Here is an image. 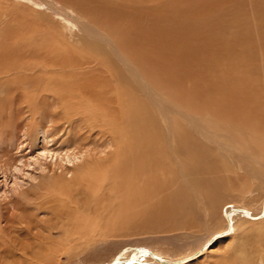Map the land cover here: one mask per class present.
<instances>
[{
	"label": "bare ground",
	"instance_id": "1",
	"mask_svg": "<svg viewBox=\"0 0 264 264\" xmlns=\"http://www.w3.org/2000/svg\"><path fill=\"white\" fill-rule=\"evenodd\" d=\"M76 1L86 9L83 11L84 19L91 20V24L94 22L93 25L102 29L92 26L97 36L104 33L111 46L116 49H114L118 55L116 60L120 57L123 61L121 63L125 66L124 71L131 75V80L128 77L129 80L125 79L123 72L118 68L114 69L115 73L113 76L110 75L109 79H107L109 73L104 68L102 70L87 69L86 66L89 65L97 66L94 56L97 55V51L102 53L99 48L86 46L90 53L70 54L74 56L67 58L57 51L52 42L53 39L47 35L48 32L44 33L40 30L38 23L34 21L28 23L16 17L14 20L5 19L8 22L0 20V30L11 31L3 32L7 34L5 36L0 34L2 36L0 38V94L8 97L7 102L14 104L19 114L23 115L31 102L33 105L29 107L27 113L30 112L33 116L37 111L44 112V107L48 108L49 114L44 115H49V122L53 127L63 120L70 130L76 128L73 133V144L77 142L86 145L80 139L86 141L88 137H91L89 135L91 128L98 133L114 132L110 134L114 137L108 145L112 147L110 154L101 158L99 155L95 156L96 154L92 157L93 154L88 152L89 156L87 155L85 162L77 167L78 170H66L71 174L70 178L57 175V178H62L59 184L67 186L66 200L73 199L75 192L81 195L87 191L95 197V193L102 188L105 191L116 187L120 195L118 205L115 206L118 215L134 214L140 219L147 217L148 227L140 226V228L149 230L154 223L152 219L162 221L167 217L166 221H172L185 218L189 215V210H193L195 216L201 211L204 218L210 217L221 199L219 192H222L224 185H229L231 181L235 184L234 180L239 177L234 173L233 180L232 178L224 179L223 175L213 170L214 163L209 153L210 150L214 152L224 150L222 145L224 141L220 140L222 136H226L225 143L230 140L232 144L229 146L232 148L227 153L235 160L238 169L243 172L241 180L248 177L255 178L254 173L256 178L262 175L258 165L264 168V162L259 161V158H264V0H247V9L246 5L237 7L236 0L233 4L228 1L224 4L223 0L166 2L169 6L157 11L159 13L157 15L169 16L171 20L174 17L175 23L180 25H173L170 30L167 28L169 31H166L168 33L165 32V35L176 40L180 38L177 42L184 41L185 46L179 48L181 53L186 52L185 48L187 54L197 53L196 67H198L196 69L190 66V63L180 62L178 68L169 69L167 65L172 62L173 57L166 58L161 63L163 68L152 69L148 71V74L143 69L139 56L132 55V49H130L133 46L132 39L125 35L126 32L121 26L117 25L116 28V25L114 27L110 25L111 20H117L116 17L120 13V15L131 14L132 19H136V15L144 14L136 8V2L134 0ZM143 3L150 10L148 14L156 16L153 14L159 6H155L150 0H144ZM188 3L191 7H185ZM209 17L211 21L208 23ZM148 40H151L150 35ZM171 43L173 44V41ZM210 47L215 52H211L212 62L208 63ZM151 65L155 66L152 57ZM184 66L190 69L192 76H189L190 74L187 76L191 78L183 79L179 71ZM60 68H62L61 73H59ZM174 80H179L182 84ZM124 82L128 85L126 90L120 89ZM132 84L137 89H133ZM186 84L188 88L185 87ZM172 85H175L176 89L179 87L178 95H172ZM137 95L144 96L147 102L157 106L159 111L157 120L162 126L151 115H147L145 109H142L139 116L135 115L132 126L124 127L127 130L126 134H121L123 131L119 129L118 123H122L124 116L130 111L139 110L135 109L141 105L136 98ZM43 97L51 101L46 102L48 99L42 101ZM5 105L6 103L3 104ZM160 110L169 115H162ZM55 112L58 113L57 116ZM155 126L156 130L153 134L150 131H153ZM188 172L195 176L189 179ZM97 176L99 177L96 178ZM122 177L125 180L119 182L118 180ZM181 184L185 186L187 193L184 197L180 188ZM187 190L194 202L187 197L189 195ZM53 196L58 197L56 194ZM78 203L74 200V205ZM125 205L131 209H123ZM234 215H243L253 222L262 221L264 198L257 215L251 214L245 208H234L225 212L226 230L211 236L190 256L177 260H165L145 250L133 252L129 257L131 261L127 260L122 264L133 263L141 255L148 257L156 264H188L207 250L212 243L233 231L231 218ZM55 216L60 215L55 213ZM114 222L110 223L113 226L107 229L108 232L123 227L121 217H117ZM129 223L132 227L139 228L133 221L128 222L123 218L124 225ZM249 237L246 234V242ZM263 244L264 236L258 242L255 251H244L235 257L236 263L249 264L251 260L260 257L264 264ZM190 257L194 258L188 260Z\"/></svg>",
	"mask_w": 264,
	"mask_h": 264
},
{
	"label": "rangeland",
	"instance_id": "2",
	"mask_svg": "<svg viewBox=\"0 0 264 264\" xmlns=\"http://www.w3.org/2000/svg\"><path fill=\"white\" fill-rule=\"evenodd\" d=\"M134 1L137 4L136 8L144 14L136 15V19H132L131 14L126 15V13H123L120 15V13L116 17L117 20H111L110 25H113V27L116 25V28L117 25L118 27L121 26L123 31L126 32L125 35L132 39L133 46L130 47L132 55L139 56L138 58L141 59L145 72L148 74V71L152 69L163 68L161 63L166 58L172 59L173 57L172 62L167 65L169 69L178 68V63L180 62L190 63V66L197 69V53L193 52V55L187 54L186 48L184 49L186 52L181 53L179 48L185 46L184 41L177 42L180 38L176 40L173 37H169V34L167 35L168 37L165 35L168 33L166 31H169L173 25L180 24L175 23L174 17L171 20L169 16L157 15L159 14L157 11L169 6L166 2L172 3V1L153 0V2L150 0L152 4L159 6L153 14L156 16H151V13L148 14L150 10L144 6V0ZM223 1L224 4L227 1L232 4L235 3V0ZM237 1L236 3L238 4H235L237 7L246 5L247 9V0ZM80 4L76 0H0V20L8 22V20H14V17H16L28 23L31 21L38 23L40 30L44 33L48 32L47 35L50 39H53L52 42L55 44L57 51L60 54H64L67 58L74 56L70 54L81 53L85 55L90 53L86 46L99 48L102 53L100 52V54L97 51V55L94 56L97 66L89 65L86 68L91 70H102L104 68L109 73L107 79H109L110 75L113 76V73H115L114 69L118 68L123 72L125 79L129 78L131 80V75L124 71L125 66L121 63L120 57L116 60L118 55L114 51L115 48L111 46L112 44L105 37V34L101 33L102 35L99 34L97 36L92 26L102 29L93 25L94 22L91 24V20L84 19L83 11L86 9ZM181 5L183 6L184 4ZM222 6L225 7V5ZM185 7L191 6L188 3ZM209 21H211V17L207 20L208 23ZM10 25L13 24L10 23ZM0 32L2 36H5L7 34H3V32L11 31L2 32L0 30ZM149 35L151 40H148ZM2 36L0 35V38ZM172 41L173 44L171 43ZM186 44H189V42H186ZM211 49L212 47L209 49L210 57L208 56V63L212 62L213 54L211 52L214 49ZM167 52L169 53L167 54ZM161 53L166 54L164 56L163 54L160 55ZM174 53L175 55H173ZM151 57L155 66L151 65ZM61 71L62 68H60L59 73ZM179 72L182 73L183 79L191 78L187 74L192 76L190 69L186 66ZM136 80L138 81V78ZM179 83L182 84L180 81ZM172 86V95H178L180 92L178 91L179 87L176 89L175 85ZM127 87V82H124L120 89L126 90ZM185 87L188 88V84ZM132 88L137 89L134 84H132ZM0 95V102L2 103L0 104L2 108H0V264H122L126 263L136 250H149V252L155 253L161 259L177 260L194 254L211 236L226 230L227 222L224 214L228 210L245 208L253 215H257L260 211V204L264 198V168L258 165L259 169H261V176L259 175L256 178V173H254L255 178L248 177V180H241L243 179L241 178L243 172L238 169L235 160L227 153L232 148H229L232 144H230V140L225 143V140H227L226 136L220 137V140L224 141L222 142L224 150L215 152L210 150L209 157L214 163L212 165L214 166V172L223 175L224 179L232 178L231 180L235 178L234 175L236 174L235 176H239V180L237 178L234 180L235 184L231 181L229 185H224L222 192H219L221 199H219L220 201L210 217L204 218V214L201 211L197 214L196 210L195 213L197 215L195 216L193 210H189V215L185 218H177L172 221H166L167 217L163 218L162 221L152 219L154 223L150 226L152 229L149 230L142 228L148 227L147 217L140 219L137 215L128 214L130 211L126 213L128 216L118 215L115 206L118 205L120 195L116 187L108 188L105 191L102 188L101 191L96 192L97 194L95 193V197H92L91 193L87 191L81 195H77V192H75L76 196L74 195V197L76 199L73 197V199L68 201L65 198V194L68 192L67 186L59 184L62 178H57V175L70 178L71 174L66 172V170H78L77 167L85 162L87 155L89 156L88 152L93 154L92 157L99 155L101 158L110 154L112 147L108 145L111 139L113 141L114 137L110 134L114 132L109 134L98 133L97 130L91 128L93 130V132L89 130L91 137H88L86 141L80 139L86 145L76 142V146L75 143L73 144V133L76 128L70 130L67 123L63 120L57 123L58 125L56 126L53 123L55 126L53 127L49 122V115H44L45 113L49 114L48 108L44 107V112L37 111L33 116L32 113H27L29 107L33 105L31 102L27 106V110L21 115L17 108H14V104L7 102L8 97L2 93ZM45 98L43 97L42 101L48 99ZM136 98L141 103L139 107L135 108L139 110L136 112L134 110L130 111L124 116L122 123H118L119 129L123 131L121 134H126L125 131L127 130L124 127L126 125L132 126V122L135 121V115L139 116L142 109H145L147 115H151L160 124V121L157 120V114H159L157 106L154 103L147 102L142 95L140 97L137 95ZM8 101L10 100L8 99ZM50 101L48 99L46 102ZM5 103L6 105L3 106ZM160 112L164 116L169 115V113L162 110ZM55 115L57 116L58 113L55 112ZM90 123L88 125L92 127ZM155 130L156 126L150 132L154 134ZM259 161L264 162V158H259ZM245 166L247 167L248 165L246 164ZM251 169L255 170L253 167ZM188 173L189 179L195 176L194 174L192 176L190 172ZM122 180L125 179L122 177L118 181ZM180 188L184 197L187 194L185 186L181 184ZM187 192L189 194L187 197L192 201L191 194L188 190ZM54 194L58 197H54ZM74 200L79 202L78 205H74ZM103 208L106 210H103ZM123 209L130 210L131 208L125 205ZM55 213L60 216L56 217ZM117 217L122 218L121 224L123 227L108 232L109 230L107 229L113 226L110 223L113 224ZM123 218L128 222L129 220L133 221L139 228L132 227L130 223L124 225ZM231 223L233 231L229 235L212 243L207 250L188 262V264H238L236 259H234L235 257L244 251H255L258 242L264 236V219L253 222L246 219L243 215H234L231 218ZM115 224L117 225V223ZM140 226L142 227L140 228ZM246 234L250 236L247 239L248 242L245 239ZM259 234L261 235L259 236ZM259 259L260 257L256 260H251L249 264H262L263 261ZM135 260L130 264H156L144 255L138 256Z\"/></svg>",
	"mask_w": 264,
	"mask_h": 264
},
{
	"label": "water",
	"instance_id": "3",
	"mask_svg": "<svg viewBox=\"0 0 264 264\" xmlns=\"http://www.w3.org/2000/svg\"><path fill=\"white\" fill-rule=\"evenodd\" d=\"M136 252H141V250H136ZM147 254H149V253H147ZM192 258H194V257H192ZM191 257L190 258H188V260H190V259H192ZM129 261H131V258H129L128 259ZM155 260H157L156 258H155ZM160 261V260H159Z\"/></svg>",
	"mask_w": 264,
	"mask_h": 264
}]
</instances>
